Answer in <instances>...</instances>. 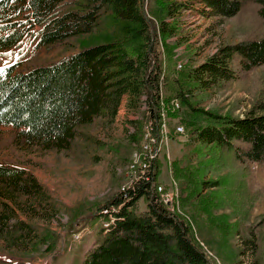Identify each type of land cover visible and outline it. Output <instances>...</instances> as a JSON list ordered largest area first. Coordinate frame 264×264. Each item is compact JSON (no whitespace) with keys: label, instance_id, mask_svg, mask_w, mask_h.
Instances as JSON below:
<instances>
[{"label":"trees","instance_id":"16d2710c","mask_svg":"<svg viewBox=\"0 0 264 264\" xmlns=\"http://www.w3.org/2000/svg\"><path fill=\"white\" fill-rule=\"evenodd\" d=\"M200 1L221 21L236 17L242 38L221 46L202 64H186L177 71L173 46L165 47V63L160 43L176 33L168 17L186 2L153 0L157 23L145 12V0H0V54L20 47L24 39L34 42L31 51L0 65V126L23 128L15 137L25 145L61 151L71 149L87 126L103 118L105 123L114 121L124 100L131 113L141 112L146 104L144 120H156L163 99L172 119L181 108L187 109L183 125L205 147L199 150L212 168L240 174L254 163L264 170V74L252 106L241 117L191 101L197 88L221 87L264 66V0ZM71 39L82 44L79 50L53 63L38 61L40 48ZM172 99H179L180 109L172 110ZM158 166L151 159L148 172L132 187L96 205L95 218L107 219L104 210L110 209L115 220L97 230L78 264H210L190 223L159 199ZM192 168L177 166V175L193 184L183 199L186 203L199 195V184H207L193 175L200 168ZM185 170L192 178L184 176ZM220 182L217 178L208 184ZM49 197L44 184L26 168L0 163V238L13 246L36 233L35 223L11 224L10 219L23 204L41 205ZM142 198L147 201L143 210Z\"/></svg>","mask_w":264,"mask_h":264},{"label":"rangeland","instance_id":"374dc122","mask_svg":"<svg viewBox=\"0 0 264 264\" xmlns=\"http://www.w3.org/2000/svg\"><path fill=\"white\" fill-rule=\"evenodd\" d=\"M176 1L187 5L168 17V21L176 26V33L165 43L161 42L160 47L166 63L165 49L173 46L171 51L177 71L186 64H202L221 46L242 38L236 17L221 21L217 15H210V9L200 0ZM153 5L156 6L153 0H145L144 10L149 18H154ZM156 8L160 11L162 7ZM249 17L247 13L246 19ZM33 45L30 39H24L20 47L0 54V65L17 60L31 51ZM81 46L77 39H71L70 43L58 47L40 48L38 61L56 62ZM263 74L264 66L240 79L229 80L221 87L212 84L208 88H197L191 101L207 110L241 117L252 106ZM161 106V113H165V105ZM171 107L177 109L180 106L174 103ZM146 109L144 104L141 112L131 113L124 100L114 121L105 123L107 120L103 118L98 125L87 126V133L79 134L71 149L61 151L25 145L15 137L23 128L0 126V163L26 168L44 184L50 195L41 205L23 204L24 210L18 209L17 216L10 219L11 224L20 220L33 222L38 229L13 246L0 238V264L79 263L97 230L108 225L114 217L107 213V219L95 218L96 205L129 183L127 174L134 157L136 161H143L148 132L147 120L143 118ZM179 111L177 118L169 120L172 130L178 124H184L181 118L187 109ZM171 134L168 125L166 136L169 139L158 160L157 171L160 173L156 179L176 190L170 211L190 223L210 264H253L257 260L264 264V170L250 163L240 174L231 168L219 172L209 165L207 156L201 155L200 151L205 147L186 127L180 136L170 137ZM163 152H167L171 160ZM178 165L200 168L193 175L207 183L199 184V195L188 203L183 199L193 184L188 185L177 175ZM183 173L185 177L187 174L189 178L193 176L189 170ZM217 178L221 179L218 186L208 184ZM139 207L147 208L144 198Z\"/></svg>","mask_w":264,"mask_h":264},{"label":"built area","instance_id":"2783aa9c","mask_svg":"<svg viewBox=\"0 0 264 264\" xmlns=\"http://www.w3.org/2000/svg\"><path fill=\"white\" fill-rule=\"evenodd\" d=\"M162 88V85H161ZM174 103H180L179 100H172L171 105ZM162 104L165 105L164 101ZM160 116L154 120L153 118L149 119L147 122L148 136L145 140V149L143 151V161H136L135 157L132 160L131 168L128 171V181L129 182L123 190L126 188L132 187L136 181H138L151 167V159L156 161L160 158L161 153L164 148L165 141L169 139V136H166V127H168L167 121V110L165 105V113H159ZM184 133V127L178 126L175 131V135L180 136ZM170 158V155L167 154ZM122 190V191H123ZM155 190L159 199L163 204L170 210L171 206L174 205L173 196L176 194L174 186L166 188L163 184L156 180ZM172 211V210H171ZM114 220V219H113Z\"/></svg>","mask_w":264,"mask_h":264},{"label":"bare ground","instance_id":"6f19581e","mask_svg":"<svg viewBox=\"0 0 264 264\" xmlns=\"http://www.w3.org/2000/svg\"><path fill=\"white\" fill-rule=\"evenodd\" d=\"M146 135V134H145ZM147 136H148V132H147Z\"/></svg>","mask_w":264,"mask_h":264}]
</instances>
